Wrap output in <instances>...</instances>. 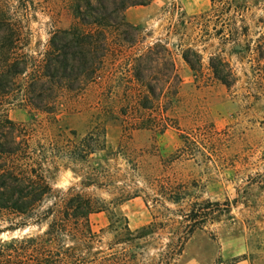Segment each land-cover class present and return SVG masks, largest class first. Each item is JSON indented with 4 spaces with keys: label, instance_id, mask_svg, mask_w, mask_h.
Masks as SVG:
<instances>
[{
    "label": "rangeland",
    "instance_id": "374dc122",
    "mask_svg": "<svg viewBox=\"0 0 264 264\" xmlns=\"http://www.w3.org/2000/svg\"><path fill=\"white\" fill-rule=\"evenodd\" d=\"M76 1L0 0L20 58L39 65L51 34L75 24ZM126 20L140 28L137 45L110 34L108 78L85 91L63 92L56 115L55 127L68 139L103 133V149L85 159L75 150L72 160L59 152L45 165L55 191L74 187L101 199L106 210L77 224L57 220L59 207L47 201L37 213L46 217L40 225L0 234V244L22 250L21 257L11 253L10 263L264 264V0H234L228 14L212 0H155L128 9ZM155 44L170 50L182 81L169 112L178 126L163 133L132 124L150 113L137 105L141 88L131 58ZM188 48L201 56L197 71L181 56ZM211 56L231 67V87L214 77ZM1 115L18 123L48 120L19 89L0 94ZM167 179L179 203L155 187ZM195 201L218 206L193 224L185 216Z\"/></svg>",
    "mask_w": 264,
    "mask_h": 264
},
{
    "label": "trees",
    "instance_id": "16d2710c",
    "mask_svg": "<svg viewBox=\"0 0 264 264\" xmlns=\"http://www.w3.org/2000/svg\"><path fill=\"white\" fill-rule=\"evenodd\" d=\"M154 1H76L72 4L75 24L51 34L47 49L35 67L17 54L16 34L0 15V94L8 95L19 89L31 107L48 117L46 122L32 119L18 123L6 115L0 116V226L5 224L0 234L40 225L46 217L37 213L47 201L59 207L57 220L75 221L77 224H88L91 215L106 210L101 199L78 192L74 187L67 191H55L45 174L46 162L54 154L63 152L69 154L72 160L76 150L79 152L77 157L85 159L104 147L103 133H89L78 141L76 137L68 139L64 131L55 127L59 100L65 91H85L108 78L105 61L114 52L109 35L115 33L122 44L136 46L140 28L126 20V12L130 8L149 6ZM233 2L212 0L213 7L215 5L222 14L230 12ZM206 16L204 14L200 18L205 19ZM223 30L224 27L218 31L220 35ZM181 56L192 70L201 68V56L197 51L188 48ZM131 64L133 77L141 88L137 105L142 112L150 113L147 117L133 119L132 124L137 129H151L159 133L177 128L178 124L169 112L178 97L182 81L170 50L162 44L149 46L137 57L131 58ZM209 68L224 86L229 88L235 83L231 67L221 56H211ZM23 76L26 80L21 85L18 79ZM60 138L66 139V143L59 145ZM185 139L192 141L190 136ZM155 187L166 195L170 194L174 203L181 200L179 194L173 193L170 180H164ZM189 206L185 220L196 224L203 220L201 215L205 210L218 204L195 201ZM50 212L53 208H49L46 214ZM146 233L142 236L145 237ZM183 245L184 242L177 251L180 254ZM12 252L21 257V249L13 250L8 244H0V264H11Z\"/></svg>",
    "mask_w": 264,
    "mask_h": 264
},
{
    "label": "crops",
    "instance_id": "0c3cea01",
    "mask_svg": "<svg viewBox=\"0 0 264 264\" xmlns=\"http://www.w3.org/2000/svg\"><path fill=\"white\" fill-rule=\"evenodd\" d=\"M234 264H249V262L243 259V260L235 262Z\"/></svg>",
    "mask_w": 264,
    "mask_h": 264
}]
</instances>
